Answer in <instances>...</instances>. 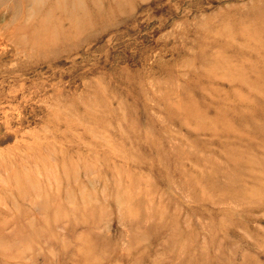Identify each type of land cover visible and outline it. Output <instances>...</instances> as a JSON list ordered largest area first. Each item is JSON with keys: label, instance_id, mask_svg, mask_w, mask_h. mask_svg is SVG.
<instances>
[{"label": "rangeland", "instance_id": "1", "mask_svg": "<svg viewBox=\"0 0 264 264\" xmlns=\"http://www.w3.org/2000/svg\"><path fill=\"white\" fill-rule=\"evenodd\" d=\"M13 1L0 264H264V0Z\"/></svg>", "mask_w": 264, "mask_h": 264}, {"label": "bare ground", "instance_id": "2", "mask_svg": "<svg viewBox=\"0 0 264 264\" xmlns=\"http://www.w3.org/2000/svg\"><path fill=\"white\" fill-rule=\"evenodd\" d=\"M6 0H0V4H1V6L3 5V3L5 2ZM17 1H19V0H17ZM16 1V2H17ZM75 1V0H74ZM12 2H14L13 0H12ZM12 2H10L11 4H12ZM76 2V1H75ZM15 3V2H14ZM27 3V2H26ZM5 5V4H4ZM58 5V4H57ZM57 5H56V7H57ZM60 5V4H59ZM28 6V5H27ZM8 7V6H7ZM12 7V6H11ZM1 8V7H0ZM3 8H5V7H3ZM8 9V8H7ZM16 9V8H15ZM1 10V9H0ZM12 10V9H11ZM27 10V9H26ZM39 10H41L40 8H39ZM16 11V10H15ZM40 12V11H39ZM48 12V11H47ZM12 13V12H11ZM29 13V12H28ZM3 15V14H2ZM48 16V15H47ZM4 17H5V15H4ZM7 17V16H6ZM5 17V18H6ZM4 18V19H5ZM8 18V17H7ZM68 18V17H67ZM70 18V17H69ZM66 19V18H65ZM11 20V19H10ZM69 20V19H68ZM29 21V20H28ZM62 21V20H61ZM63 22V21H62ZM22 25V24H21ZM52 25V24H51ZM23 30H24V28H23ZM14 198V197H13ZM44 210V209H43ZM57 227V226H56ZM49 230V229H48Z\"/></svg>", "mask_w": 264, "mask_h": 264}]
</instances>
